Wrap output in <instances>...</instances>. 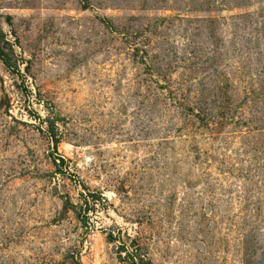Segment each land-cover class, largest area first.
<instances>
[{
  "label": "rangeland",
  "instance_id": "obj_1",
  "mask_svg": "<svg viewBox=\"0 0 264 264\" xmlns=\"http://www.w3.org/2000/svg\"><path fill=\"white\" fill-rule=\"evenodd\" d=\"M0 264H264V0H0Z\"/></svg>",
  "mask_w": 264,
  "mask_h": 264
}]
</instances>
